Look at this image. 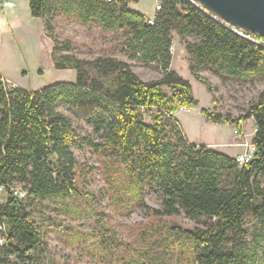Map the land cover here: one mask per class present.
I'll use <instances>...</instances> for the list:
<instances>
[{
  "label": "trees",
  "instance_id": "1",
  "mask_svg": "<svg viewBox=\"0 0 264 264\" xmlns=\"http://www.w3.org/2000/svg\"><path fill=\"white\" fill-rule=\"evenodd\" d=\"M31 17L43 19L51 10L47 0H28ZM195 1V0H194ZM128 0H63L65 13L78 21L100 24L104 31L126 33L123 48L131 59L157 64L162 77L141 81L131 66L112 58H98L92 66L108 80L86 77L82 66L91 63L56 53L71 51L69 42L52 35L51 59L56 70H74V83L55 84L38 91L9 88L0 79V186L18 181L27 191L19 201L8 196L0 205V220L7 225L0 247V264H41L40 227L32 220L37 201L57 196L79 197L81 175L73 148L89 145L125 166L135 200L144 188L162 194V210L154 217L177 216L206 220L205 230H180L197 248L195 264H264V91L245 117L232 118L201 109L212 124H228L240 131V122L253 120V158L239 167L235 159L206 146L185 141L175 125L180 108L198 107L191 84L170 71L171 34L190 37L186 43L189 71L196 81L214 90L199 72L241 82L264 78V47L244 39L188 0H159L153 25L130 10ZM63 107L76 122H83L100 137L92 143L81 137ZM148 118V121H146ZM248 221L260 225L249 241Z\"/></svg>",
  "mask_w": 264,
  "mask_h": 264
},
{
  "label": "rangeland",
  "instance_id": "2",
  "mask_svg": "<svg viewBox=\"0 0 264 264\" xmlns=\"http://www.w3.org/2000/svg\"><path fill=\"white\" fill-rule=\"evenodd\" d=\"M55 1L58 2L46 13L42 23L44 27V22H49L52 35L71 45L70 52L57 51L58 59L70 55L91 63L82 66L86 77L98 78L106 86L110 80L100 76L92 66L98 58H112L129 64L132 72L145 83L162 77L157 64L145 65L128 56L130 52L123 48L126 33L104 31L95 21L83 25L76 14L68 15L61 9L62 0ZM128 2L130 10L143 12L146 19L155 14L156 0ZM5 13L0 18V76L9 88L34 92L75 80L74 70L54 68L45 27L42 32L38 21L29 23L25 19L11 23L22 13L19 10ZM171 39L170 71L191 84L193 96L199 103L191 110L183 108L185 111L182 112V108L179 109L174 115L176 127L190 144L210 145V149L224 155L242 153L241 145L250 144L253 139V120L241 121L238 132L231 125L206 121L200 110L207 109L235 119L245 117L264 91V78L241 82L202 70L199 74L214 90L209 94L206 86L196 81L189 71L185 44L194 40L181 38L175 32ZM57 111L71 119L81 137L92 143L101 142L89 126L71 118L68 110L57 107ZM72 151L82 171L77 186L80 196H57L37 201L32 208V220L40 227L44 243L38 252L41 264H195L198 250L180 234V230H205L206 220H188L182 211L177 216L154 217L151 209L162 210L159 191L144 188L141 199L136 201L124 165L116 164L112 157L89 145ZM245 227L249 241L260 233L257 222L248 221Z\"/></svg>",
  "mask_w": 264,
  "mask_h": 264
},
{
  "label": "water",
  "instance_id": "3",
  "mask_svg": "<svg viewBox=\"0 0 264 264\" xmlns=\"http://www.w3.org/2000/svg\"><path fill=\"white\" fill-rule=\"evenodd\" d=\"M222 24L264 38V0H195Z\"/></svg>",
  "mask_w": 264,
  "mask_h": 264
},
{
  "label": "built area",
  "instance_id": "4",
  "mask_svg": "<svg viewBox=\"0 0 264 264\" xmlns=\"http://www.w3.org/2000/svg\"><path fill=\"white\" fill-rule=\"evenodd\" d=\"M107 1L118 3L119 0H107ZM188 1H190L192 4L197 6L194 0H188ZM14 7H15V0H0V14L4 10L13 9ZM159 11H160V3H159V0H156L154 12L157 13ZM153 23H154V16L149 17L147 19V24L153 25ZM228 28L232 30L233 32H235L237 35L254 43L255 45L264 47V38L246 33L242 30L235 29L232 27H228ZM0 79L2 82L7 83V81L3 77L0 76ZM181 111L184 112L185 109L182 108ZM241 146L244 148V151L238 154L234 158L239 167H242L243 165L248 163L253 158L254 153H255V147L252 145V143L242 144ZM8 196L18 199L19 201H23L27 198V191L24 189L23 184L19 183L18 181H14L6 186H0V205L4 203V201L6 200ZM6 230H7L6 223L3 220H0V247L3 246L6 242Z\"/></svg>",
  "mask_w": 264,
  "mask_h": 264
},
{
  "label": "crops",
  "instance_id": "5",
  "mask_svg": "<svg viewBox=\"0 0 264 264\" xmlns=\"http://www.w3.org/2000/svg\"><path fill=\"white\" fill-rule=\"evenodd\" d=\"M47 2H48V4H49V6L51 7V8H53L54 7V4H56V2H58V1H55V0H47ZM51 2V3H50ZM63 3V0L61 1V4H60V6H61V9L62 10H64V4H62ZM15 10H19V12H21L22 13V16L21 15H16V19H14L13 21H11V23H17L18 21H20L21 19H25L26 21H28L29 23H33V22H35V21H38L39 22V24H40V26L42 27V32H44V27H43V23H42V19H39V18H33V17H31V14H30V9H29V1L28 0H15V7L13 8V9H9V10H4L1 14H0V18L3 16V15H5L6 13H5V11H7V12H13V11H15ZM138 13H140V14H142V15H146V14H144L143 12H138ZM154 16V15H153ZM21 17V18H20ZM149 17H152V16H149ZM46 39H48V40H50V44H51V46H50V51H51V55H52V50H53V42H52V40L49 38V37H47L46 36ZM75 79H76V73H75ZM75 82V80H71V81H69L68 83H74ZM190 144V143H189ZM194 145H196V146H198V144H194ZM201 146V145H200ZM206 146V145H205ZM209 146L210 145H208V146H206V147H208L209 148ZM240 151H238V152H236L235 154H233V155H227V156H229V157H231V158H235L238 154H240L239 153ZM238 153V154H237ZM237 154V155H236ZM236 155V156H235ZM235 156V157H234Z\"/></svg>",
  "mask_w": 264,
  "mask_h": 264
}]
</instances>
